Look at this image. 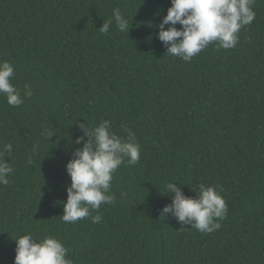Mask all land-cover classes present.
Listing matches in <instances>:
<instances>
[{"label":"trees","instance_id":"1","mask_svg":"<svg viewBox=\"0 0 264 264\" xmlns=\"http://www.w3.org/2000/svg\"><path fill=\"white\" fill-rule=\"evenodd\" d=\"M170 6L0 0V61L13 65L24 99L14 107L0 94V149L12 145L13 168L0 185V264H14L12 239L27 233L59 239L73 264H264V0H254L255 20L234 48L211 43L190 62L158 39ZM116 8L127 33L115 26ZM103 120L117 135L126 136L122 126L136 135L140 160L113 174L116 202L92 212L100 223H65V165L81 146L79 124ZM168 183L193 198L201 183L217 187L228 209L220 228L161 221Z\"/></svg>","mask_w":264,"mask_h":264},{"label":"clouds","instance_id":"2","mask_svg":"<svg viewBox=\"0 0 264 264\" xmlns=\"http://www.w3.org/2000/svg\"><path fill=\"white\" fill-rule=\"evenodd\" d=\"M254 0H170L166 15L156 25L158 39L166 48V53L190 62L193 57L216 43L223 49H232L238 43V33L250 25L256 17L252 8ZM115 26L120 32H128L130 22L120 9H113ZM113 20L103 21L98 29L102 34L109 32ZM180 27L177 28L176 25ZM165 25L168 27L165 29ZM14 67L8 61H0V94L10 106L18 107L23 102L21 92L11 82ZM32 90L25 85L24 96L31 97ZM82 135L74 143L81 145L73 149L72 158L65 165L70 177L66 187L67 199L63 203L62 220L75 223L91 218L92 223H100L99 214L92 215L102 204H114L111 193L113 174L125 163L135 165L140 160V144L136 135L122 126L126 136L112 131V124L103 120L91 128L79 124ZM54 132L47 134V139ZM12 145L4 144L0 149V185H8L12 166L5 159L11 153ZM26 162L31 165L29 157ZM171 203L159 211L161 221L174 217L178 223L190 225L199 232L210 234L220 228L219 220L227 214V204L217 187L203 183L197 186L195 197L186 196L176 183L165 185ZM14 264H73L68 257L69 250L56 237L45 235L39 239L32 233L14 239Z\"/></svg>","mask_w":264,"mask_h":264}]
</instances>
